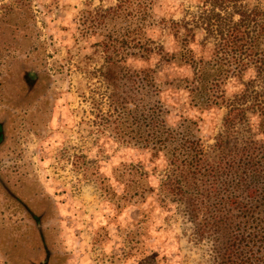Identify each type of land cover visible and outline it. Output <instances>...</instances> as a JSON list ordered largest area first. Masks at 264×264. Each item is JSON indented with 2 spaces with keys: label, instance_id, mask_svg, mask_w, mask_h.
Wrapping results in <instances>:
<instances>
[{
  "label": "rangeland",
  "instance_id": "1",
  "mask_svg": "<svg viewBox=\"0 0 264 264\" xmlns=\"http://www.w3.org/2000/svg\"><path fill=\"white\" fill-rule=\"evenodd\" d=\"M194 1L125 0L102 22L117 0H0V264H205L206 245L190 240L178 208L161 200L162 158L99 125L113 89L104 73L150 67L167 123L191 118L192 136L205 149L214 143L225 107L198 108L166 83L189 70L164 61L175 46L164 20ZM244 1L264 9V0ZM135 34L161 55L126 56ZM234 81L226 96L238 90ZM121 164L124 180L135 168L148 173L155 189L144 200L123 197Z\"/></svg>",
  "mask_w": 264,
  "mask_h": 264
},
{
  "label": "trees",
  "instance_id": "2",
  "mask_svg": "<svg viewBox=\"0 0 264 264\" xmlns=\"http://www.w3.org/2000/svg\"><path fill=\"white\" fill-rule=\"evenodd\" d=\"M124 1L102 9L100 20L119 16ZM192 6L164 20L175 42L164 48V61L189 70L166 83L186 91L198 108L225 107L214 143L205 149L192 136L197 123L191 118L175 127L167 123L168 111L153 99L162 90L150 67L104 73L105 87L113 89L99 125L153 160L162 158L161 200L178 208L190 240L206 245L205 264H264V139L258 138L264 135V9L244 0H195ZM133 41L126 56L161 55L162 48L136 41V34ZM248 70L254 74L244 79ZM230 78L239 88L226 96ZM127 168H117L123 197L144 200L155 189L148 173L135 168L124 180Z\"/></svg>",
  "mask_w": 264,
  "mask_h": 264
},
{
  "label": "flooded vegetation",
  "instance_id": "3",
  "mask_svg": "<svg viewBox=\"0 0 264 264\" xmlns=\"http://www.w3.org/2000/svg\"><path fill=\"white\" fill-rule=\"evenodd\" d=\"M2 137H3V124H2V119L0 118V143L2 141Z\"/></svg>",
  "mask_w": 264,
  "mask_h": 264
}]
</instances>
